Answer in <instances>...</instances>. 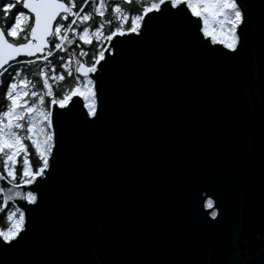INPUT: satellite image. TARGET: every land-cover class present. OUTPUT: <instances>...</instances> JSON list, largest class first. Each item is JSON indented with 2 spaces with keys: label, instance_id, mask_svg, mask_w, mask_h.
Returning a JSON list of instances; mask_svg holds the SVG:
<instances>
[{
  "label": "water",
  "instance_id": "obj_1",
  "mask_svg": "<svg viewBox=\"0 0 264 264\" xmlns=\"http://www.w3.org/2000/svg\"><path fill=\"white\" fill-rule=\"evenodd\" d=\"M246 34L235 58L195 45L194 27L152 21L142 40L118 38L100 119L78 105L65 122L41 206L5 264H260L264 52L259 31Z\"/></svg>",
  "mask_w": 264,
  "mask_h": 264
},
{
  "label": "snow or ice",
  "instance_id": "obj_2",
  "mask_svg": "<svg viewBox=\"0 0 264 264\" xmlns=\"http://www.w3.org/2000/svg\"><path fill=\"white\" fill-rule=\"evenodd\" d=\"M249 9L242 0H0V264L41 206L65 122L78 119V105L87 122L100 119L105 71L122 54L118 38L142 40L152 21L194 27L195 45L235 58L252 25L264 52V11L257 18ZM66 77L73 86L57 95ZM205 206L213 220L221 214L212 198ZM259 255L264 264V245Z\"/></svg>",
  "mask_w": 264,
  "mask_h": 264
},
{
  "label": "trees",
  "instance_id": "obj_3",
  "mask_svg": "<svg viewBox=\"0 0 264 264\" xmlns=\"http://www.w3.org/2000/svg\"><path fill=\"white\" fill-rule=\"evenodd\" d=\"M84 47H85L86 51H89V52L92 51V49L90 47H88V46H84ZM58 71H59V69H58ZM73 83H74V81L71 78H67L66 77V79L63 82H61L58 86H54V87H56L57 95H59L66 88H70L71 86H73ZM2 93H3V89L0 88V101H2ZM29 151L31 153L30 158H31L32 164L34 166L38 165V161H37V159L35 157L34 152H32L31 149H29ZM0 163H2V162H0ZM6 224H7V221H6L5 217H4V215L0 214V226H4Z\"/></svg>",
  "mask_w": 264,
  "mask_h": 264
}]
</instances>
